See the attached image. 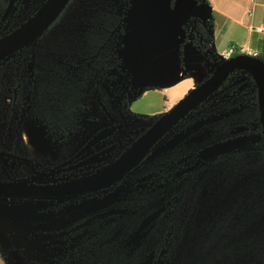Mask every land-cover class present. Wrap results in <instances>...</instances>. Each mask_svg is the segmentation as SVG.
<instances>
[{"label": "rangeland", "instance_id": "rangeland-1", "mask_svg": "<svg viewBox=\"0 0 264 264\" xmlns=\"http://www.w3.org/2000/svg\"><path fill=\"white\" fill-rule=\"evenodd\" d=\"M45 1L0 0V37ZM135 2L72 0L41 39L0 60V182L95 172L187 94L178 82L134 104L150 115L130 110L141 90L124 62ZM253 83L233 73L110 188L1 201L7 264H264V132ZM179 187L187 200L173 196Z\"/></svg>", "mask_w": 264, "mask_h": 264}, {"label": "crops", "instance_id": "crops-1", "mask_svg": "<svg viewBox=\"0 0 264 264\" xmlns=\"http://www.w3.org/2000/svg\"><path fill=\"white\" fill-rule=\"evenodd\" d=\"M135 5L131 23L136 35L126 47L124 61L141 88L130 103L135 114L150 115L135 112L133 107L152 91H165L172 84L186 81L185 94L206 78L201 53L182 43L181 29L187 20L195 18L199 24L213 28L216 53L235 45L264 58V0H136ZM170 107L163 103V110ZM0 264H7L1 248Z\"/></svg>", "mask_w": 264, "mask_h": 264}, {"label": "water", "instance_id": "water-1", "mask_svg": "<svg viewBox=\"0 0 264 264\" xmlns=\"http://www.w3.org/2000/svg\"><path fill=\"white\" fill-rule=\"evenodd\" d=\"M71 0H46L24 23L0 38V60H3L41 37L59 19ZM250 73L258 87L260 122L264 132V58L246 53L236 54L221 62L199 85L159 118L117 159L95 172L74 179L37 183L28 181L0 182V202L11 200L48 201L84 197L110 188L139 167L155 146L194 109L205 102L234 71ZM219 146L216 150H223Z\"/></svg>", "mask_w": 264, "mask_h": 264}, {"label": "built area", "instance_id": "built-area-1", "mask_svg": "<svg viewBox=\"0 0 264 264\" xmlns=\"http://www.w3.org/2000/svg\"><path fill=\"white\" fill-rule=\"evenodd\" d=\"M181 34L183 46L188 43L197 52L201 53L204 58L205 68L209 72H213L221 62L239 53H246L255 57L259 56L257 52H252L248 49L244 50L235 45H231L222 52L216 53L213 49V28L207 24H199L195 18L183 23Z\"/></svg>", "mask_w": 264, "mask_h": 264}, {"label": "trees", "instance_id": "trees-1", "mask_svg": "<svg viewBox=\"0 0 264 264\" xmlns=\"http://www.w3.org/2000/svg\"><path fill=\"white\" fill-rule=\"evenodd\" d=\"M71 1H72V0H71ZM197 1H198V2H203V1H205V0H197ZM70 4H71V2H70ZM70 4H69V5H70ZM69 5H68V6H69ZM68 6H67V7H68ZM60 17H61V16H60ZM4 72H7V70H3V71H2V75H4V74H3ZM232 73H233V72H232ZM232 73H231V74H232ZM228 78H229V77H228ZM227 80H228V79H227ZM227 80H226V81H227ZM226 81H225V82H226ZM185 189H187V188H185ZM185 189H184L183 187H182V188L179 187V190L175 191L174 194H173V196L180 197L183 201H184V199L187 200L188 197L185 198V192H184ZM79 208H84V209H85L86 206H85V204H81ZM181 209H182V208H180V206L176 209V211L174 212V214H175L174 217H175V218H178V217H179V214H180ZM190 262H191V263H189V262L186 261L185 263H186V264H192V260H190ZM193 264H194V263H193Z\"/></svg>", "mask_w": 264, "mask_h": 264}, {"label": "flooded vegetation", "instance_id": "flooded-vegetation-1", "mask_svg": "<svg viewBox=\"0 0 264 264\" xmlns=\"http://www.w3.org/2000/svg\"><path fill=\"white\" fill-rule=\"evenodd\" d=\"M59 18H60V17H59ZM58 20H59V19H58ZM58 20H57V21H58ZM57 21H56L54 24H56ZM54 24L51 26L52 29L54 28ZM51 28H50V29H51ZM47 31H48V30H47ZM47 31H46V32H47ZM46 32H45V33H46ZM45 33H44V34H45ZM44 34H43V35H44ZM43 35H42L41 37H39L37 40L41 39V38L43 37ZM0 38H1V37H0ZM237 71H241V70H237ZM237 71H234L233 73H235V72H237ZM245 72H246V71H245ZM233 73H232V74H233ZM232 74H230V76H231ZM247 74H249V76L252 78V76L250 75V73L247 72ZM230 76H229V77H230ZM252 81L254 82V83H253V86H254L255 98H256V103H257V111L259 112V115H260V111H259V103H258V87H257V85H256V83H255V81H254L253 78H252ZM224 83H225V82H224ZM224 83L221 85V87L224 85ZM221 87H220V88H221ZM261 126H262V125H261Z\"/></svg>", "mask_w": 264, "mask_h": 264}, {"label": "bare ground", "instance_id": "bare-ground-1", "mask_svg": "<svg viewBox=\"0 0 264 264\" xmlns=\"http://www.w3.org/2000/svg\"><path fill=\"white\" fill-rule=\"evenodd\" d=\"M61 150V149H60ZM63 150V149H62ZM72 151V148L69 146V149H68V151L67 152H65L66 153V155L68 154V153H72L71 152ZM57 154H58V152H57Z\"/></svg>", "mask_w": 264, "mask_h": 264}]
</instances>
